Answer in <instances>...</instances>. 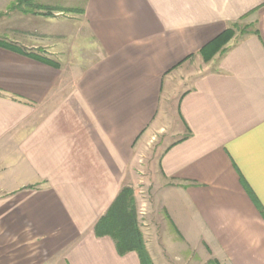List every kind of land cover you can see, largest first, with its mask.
Returning a JSON list of instances; mask_svg holds the SVG:
<instances>
[{
    "label": "crops",
    "instance_id": "1",
    "mask_svg": "<svg viewBox=\"0 0 264 264\" xmlns=\"http://www.w3.org/2000/svg\"><path fill=\"white\" fill-rule=\"evenodd\" d=\"M83 1L80 73L0 47V264H141L94 232L126 186L154 264H264V0Z\"/></svg>",
    "mask_w": 264,
    "mask_h": 264
},
{
    "label": "rangeland",
    "instance_id": "2",
    "mask_svg": "<svg viewBox=\"0 0 264 264\" xmlns=\"http://www.w3.org/2000/svg\"><path fill=\"white\" fill-rule=\"evenodd\" d=\"M83 2V0H33V4L40 7H33L31 9L28 7V4L18 3V0H0V7H4V9L0 8V42L14 46L20 53L5 47L3 48L18 54L22 52L47 58L53 64L56 63L55 66H49L56 68H60L61 66L62 70L68 74L72 70L76 74L80 73L101 57V52L97 48L94 38L88 32L87 25L83 19ZM81 10H83L82 14ZM249 27L254 29V26ZM236 29L234 27L232 36H230L226 44L224 43V45L219 47L217 54H221L224 47L231 40H235ZM240 29L242 32L239 38L245 35L243 31L247 32L245 25L240 26ZM239 38L237 37L236 39L238 40ZM35 42H44L45 44L35 45ZM53 44L57 45L54 50L56 56L48 54H52V48L49 45ZM45 45L46 47H44ZM214 54L208 55L214 56ZM155 150V146H148L144 160L147 158L148 162H155V153L157 152ZM145 196V198L147 196L149 198L150 194H146ZM137 209L139 217L138 203ZM159 214L160 211L158 214L157 212L156 214L153 213L155 220H160L161 216ZM163 227L164 225L159 226V233L164 236ZM171 227L173 228L172 225ZM170 240L166 236L162 237L163 245H165V248L170 249L168 257L164 258V264H219L213 259L208 260L207 252L203 251L200 244L198 246L193 242L190 243L192 244L191 248L195 250V254L188 251V253L180 252L178 256H175L174 254H176L175 251L177 250H174V242H170ZM160 247L162 248V246ZM191 248L187 247V249L192 250Z\"/></svg>",
    "mask_w": 264,
    "mask_h": 264
},
{
    "label": "trees",
    "instance_id": "3",
    "mask_svg": "<svg viewBox=\"0 0 264 264\" xmlns=\"http://www.w3.org/2000/svg\"><path fill=\"white\" fill-rule=\"evenodd\" d=\"M18 3L28 4V7L31 9L33 7H40L34 5L33 0H18ZM80 12L82 14L83 10ZM234 27L235 26L227 29L223 34H221L200 51L202 57L206 61H209L211 58H213L214 56L210 55L212 53L217 54L219 47L224 45V43L226 44V42L230 39V36H232ZM0 46L20 53V51L14 48V46L5 44L3 42H0ZM225 51L226 49L224 48L222 53ZM21 54H24L44 64L52 66L56 65V63L53 64L52 61L47 58H41L39 56L22 52ZM249 194L253 199H255L250 190ZM259 208L261 209V213L264 217V210L260 206ZM94 232L96 236L100 238L110 237L114 241L117 253L120 256H125L128 253L135 252L139 257L141 264H153L140 228L137 202L134 191L131 187L126 186L120 191L116 199L108 208L107 212L96 223Z\"/></svg>",
    "mask_w": 264,
    "mask_h": 264
}]
</instances>
